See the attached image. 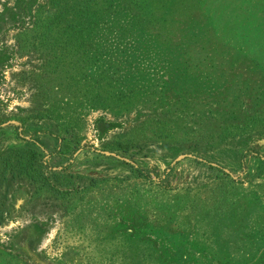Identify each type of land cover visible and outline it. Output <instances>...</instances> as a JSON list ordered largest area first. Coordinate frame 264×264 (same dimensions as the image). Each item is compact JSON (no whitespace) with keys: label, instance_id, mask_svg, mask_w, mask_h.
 <instances>
[{"label":"rangeland","instance_id":"1","mask_svg":"<svg viewBox=\"0 0 264 264\" xmlns=\"http://www.w3.org/2000/svg\"><path fill=\"white\" fill-rule=\"evenodd\" d=\"M17 1L0 264H264V0Z\"/></svg>","mask_w":264,"mask_h":264},{"label":"trees","instance_id":"2","mask_svg":"<svg viewBox=\"0 0 264 264\" xmlns=\"http://www.w3.org/2000/svg\"><path fill=\"white\" fill-rule=\"evenodd\" d=\"M30 1H32V0L17 1L16 6L14 8V12H12V15H15V16L22 15L23 17L37 15L38 11L33 12L32 6H30L28 4ZM87 1L88 0H86V2ZM114 1L118 3L119 0H105V2L108 3L107 6H106L107 12H111V13H114L115 12V10L113 8L114 6L111 5V3L114 2ZM126 1H128V3H130L129 0H126ZM127 6H128V9L129 10L132 9L131 7H129L128 4H127ZM94 14H97V13L94 12ZM59 16H60V14L49 15L48 17H50V19H49L50 20V23L51 22H54V20H58L59 19ZM88 16H90L89 12H88ZM93 17H95V16H90L85 21H87L89 24H92L91 20H89V19H92ZM90 28L91 27H87L88 30H90ZM29 156H30V158L27 159V160L24 159V158H21L20 155H19V157H17V159H18V168H19L18 169V174L19 175L28 172L29 166H27V164L28 165L30 164L32 166H34L36 164L34 160H37V154H35V152L32 149H30V155ZM37 161L40 163L39 166H45L42 163L41 159H39ZM22 166H25V167H22ZM135 170L137 171L136 173H138L137 175L140 176V177H144V178L147 177V178H149L151 175H154V176L158 177V171H157V169L155 167L147 168V169L136 168ZM46 173L39 172L38 173V176H39V178H40L41 181H43L45 184H48L49 179L46 177L47 176ZM165 179L166 178L164 177L163 180H161V181L158 182V184L161 185V186H164V187L168 188L169 186H168V184H165ZM52 189L55 190L53 187H52Z\"/></svg>","mask_w":264,"mask_h":264},{"label":"water","instance_id":"3","mask_svg":"<svg viewBox=\"0 0 264 264\" xmlns=\"http://www.w3.org/2000/svg\"><path fill=\"white\" fill-rule=\"evenodd\" d=\"M106 155H110V156H113V157H116V158H118V159H122V160H124L123 158H121V157H119V156H116L115 154H112V153H105ZM185 156L183 155V156H181V157H179L178 159L180 160V159H182V158H184Z\"/></svg>","mask_w":264,"mask_h":264}]
</instances>
